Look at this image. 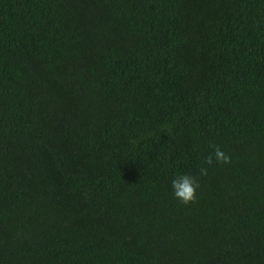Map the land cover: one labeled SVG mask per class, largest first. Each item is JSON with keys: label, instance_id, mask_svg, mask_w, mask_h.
I'll use <instances>...</instances> for the list:
<instances>
[{"label": "trees", "instance_id": "1", "mask_svg": "<svg viewBox=\"0 0 264 264\" xmlns=\"http://www.w3.org/2000/svg\"><path fill=\"white\" fill-rule=\"evenodd\" d=\"M0 264H264V0H0Z\"/></svg>", "mask_w": 264, "mask_h": 264}, {"label": "clouds", "instance_id": "2", "mask_svg": "<svg viewBox=\"0 0 264 264\" xmlns=\"http://www.w3.org/2000/svg\"><path fill=\"white\" fill-rule=\"evenodd\" d=\"M213 155L215 161L220 164H228L231 162V158L217 145H213ZM206 163L211 165L213 163V156L209 155ZM199 175L206 176L207 168H200ZM200 187V183L196 176L189 174L176 176L172 180L173 194L176 199L187 205L192 203L196 199L197 190Z\"/></svg>", "mask_w": 264, "mask_h": 264}]
</instances>
